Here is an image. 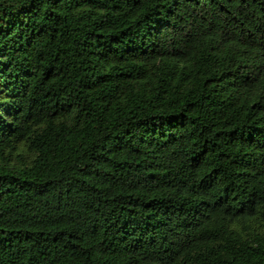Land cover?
<instances>
[{"label": "trees", "instance_id": "1", "mask_svg": "<svg viewBox=\"0 0 264 264\" xmlns=\"http://www.w3.org/2000/svg\"><path fill=\"white\" fill-rule=\"evenodd\" d=\"M0 264H264V0H0Z\"/></svg>", "mask_w": 264, "mask_h": 264}]
</instances>
